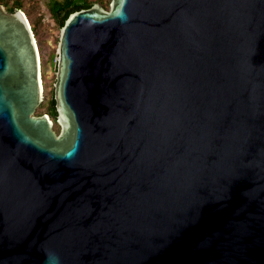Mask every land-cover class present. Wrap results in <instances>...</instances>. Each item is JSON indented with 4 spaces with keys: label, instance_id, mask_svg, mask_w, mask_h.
Listing matches in <instances>:
<instances>
[{
    "label": "water",
    "instance_id": "water-1",
    "mask_svg": "<svg viewBox=\"0 0 264 264\" xmlns=\"http://www.w3.org/2000/svg\"><path fill=\"white\" fill-rule=\"evenodd\" d=\"M57 56L59 132L0 5V264H264V0H103Z\"/></svg>",
    "mask_w": 264,
    "mask_h": 264
},
{
    "label": "rangeland",
    "instance_id": "rangeland-1",
    "mask_svg": "<svg viewBox=\"0 0 264 264\" xmlns=\"http://www.w3.org/2000/svg\"><path fill=\"white\" fill-rule=\"evenodd\" d=\"M8 4L3 5L8 11L16 2L21 3V10L27 16L38 47L41 57L42 80L44 86L43 102L36 111V115H43L47 112V107L54 96V87L56 82L57 71V49L59 44V34L61 28L51 16L48 4L50 0H7ZM92 3L102 5L103 0H89ZM93 4V5H94ZM49 115V114H48ZM52 118V117H51ZM53 120V119H52ZM54 121V120H53ZM54 121V128L57 132L60 127Z\"/></svg>",
    "mask_w": 264,
    "mask_h": 264
},
{
    "label": "trees",
    "instance_id": "trees-1",
    "mask_svg": "<svg viewBox=\"0 0 264 264\" xmlns=\"http://www.w3.org/2000/svg\"><path fill=\"white\" fill-rule=\"evenodd\" d=\"M8 4L7 0H0V5ZM94 3L89 0H50L48 9L53 19L58 23L59 27L62 28L66 19L69 15L75 11L82 9H88L93 6ZM18 9H22V5L16 2L15 5L9 8L8 11L13 12ZM46 114H49L54 121L57 119V111L55 106L54 96L47 107Z\"/></svg>",
    "mask_w": 264,
    "mask_h": 264
},
{
    "label": "bare ground",
    "instance_id": "bare-ground-1",
    "mask_svg": "<svg viewBox=\"0 0 264 264\" xmlns=\"http://www.w3.org/2000/svg\"><path fill=\"white\" fill-rule=\"evenodd\" d=\"M24 15H25V13H24ZM26 18H27V16H26ZM28 22H29V20H28ZM29 25H30V27H32L30 22H29ZM36 45H37V49H38V57H39V63H40L41 91H42V93H44V86H43V80H42V67H41L42 63H41L40 51H39V47H38L37 41H36Z\"/></svg>",
    "mask_w": 264,
    "mask_h": 264
}]
</instances>
